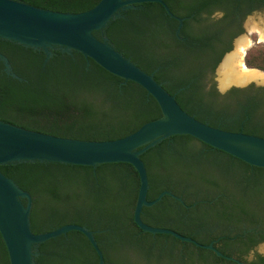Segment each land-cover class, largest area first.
I'll return each mask as SVG.
<instances>
[{
	"label": "trees",
	"instance_id": "obj_1",
	"mask_svg": "<svg viewBox=\"0 0 264 264\" xmlns=\"http://www.w3.org/2000/svg\"><path fill=\"white\" fill-rule=\"evenodd\" d=\"M21 1L46 9L80 12L92 8L100 0ZM165 1L174 13L189 16L191 12L225 9V5L234 0ZM170 17L159 2L140 3L136 8L123 10L120 17L111 19L93 33L101 40L107 37L117 50L148 73H153L157 81L175 94L188 113L192 114V108L202 104L200 100L206 97L201 107H205L213 119L222 115L227 130L264 137V88L260 89L258 97L250 99L242 94L247 90L240 88H233L223 98L215 89L203 92L201 58L212 42L197 46L189 39L186 42L178 39V22ZM181 36H191L189 20L185 21ZM203 37L199 34L197 38ZM51 49L53 54L47 58L42 49L0 37V51L9 58L17 75L8 73L0 59V120L63 137L110 140L124 137L163 115L158 101L140 84L109 72L77 50L66 52L58 45ZM246 64L264 70V46L249 49ZM171 137L182 142L190 154L209 147L206 154L214 169H227L229 162L231 168L244 171L253 166L237 157L232 162L234 156L192 135L176 134L168 138ZM168 138L141 155L148 170L147 198L150 200L163 190L171 189L175 180L187 172V166L181 160L183 153L170 150ZM253 167L264 170V167ZM0 170L32 194L31 228L34 232L50 231L69 223L86 225L94 231L106 264H139L137 259L127 255L129 251L136 257L156 261L168 258L173 263L178 262V252L182 248L186 255L194 251V244L168 234L159 233L160 238L153 240V233L143 231L135 223L140 176L130 163L90 166L16 161L0 164ZM184 198L185 202L191 203L188 196ZM169 199L171 196L165 195L155 205L145 206L143 212L151 211L153 215H142L144 221L166 227L163 218L181 217L186 209L180 202L176 204ZM22 200L27 203L26 198ZM259 207L251 210L239 206L236 210L224 211V215L249 218L251 214L250 219L256 221ZM137 233L138 237L131 238ZM162 237L169 238L166 244ZM37 248L40 253L35 256L34 264H99L95 248L87 236L77 230L44 241ZM114 252L119 254L116 263L112 259ZM0 264H10L1 232Z\"/></svg>",
	"mask_w": 264,
	"mask_h": 264
},
{
	"label": "water",
	"instance_id": "obj_2",
	"mask_svg": "<svg viewBox=\"0 0 264 264\" xmlns=\"http://www.w3.org/2000/svg\"><path fill=\"white\" fill-rule=\"evenodd\" d=\"M145 2L161 3L170 16L180 21V27L183 24L184 18L176 15L165 0H100L92 8L80 12L46 9L21 0H0V37L42 49L47 58L53 54L51 48L55 45L66 52L77 50L109 72L140 84L155 97L163 112L160 118L146 122L136 131L110 140L63 137L0 120V164L37 160L90 166L113 162L130 163L140 176L134 220L143 231L170 234L183 242L211 249L219 256L234 259L224 255L213 243H201L191 236L148 224L142 219L144 207L155 205L165 195L183 202L180 196L170 190H163L155 199L147 198L149 175L141 155L172 135H192L253 166L264 167V137L223 129L198 119L180 105L175 94L157 81L153 73H148L117 50L107 37L101 40L94 35V30L103 28L111 19L120 17L123 10L136 8L137 4ZM0 59L4 62L6 71L17 76L9 58L1 51ZM231 86L232 83L219 88L225 92ZM24 198L27 203L23 202ZM32 207V194L0 170V232L8 250L10 264H34L35 256L40 253L38 244L73 230L87 236L99 256V264H106L104 252L94 231L88 226L69 223L36 233L31 228Z\"/></svg>",
	"mask_w": 264,
	"mask_h": 264
},
{
	"label": "flooded vegetation",
	"instance_id": "obj_3",
	"mask_svg": "<svg viewBox=\"0 0 264 264\" xmlns=\"http://www.w3.org/2000/svg\"><path fill=\"white\" fill-rule=\"evenodd\" d=\"M178 16L184 18L181 27L178 19L170 17L178 22L176 26L178 39L185 42L189 39L190 43L197 46L212 42L201 58L203 61L200 73L205 86L203 92L215 89L220 94V98H223L233 88H240L247 90L242 92L243 96H247L249 99L258 97L261 92L260 89L264 88V84H260L256 80H250L243 84L232 83V86L223 92L216 84V75L218 67L224 59L226 60H224V70L228 68L227 61L230 55L235 53L233 50L237 44H241L240 46L246 44L245 32L248 34L255 32L259 35L260 31L249 29L252 24L251 21L259 25L261 31L264 32V0H234L230 4H226L225 9H215L212 12H191L189 16ZM186 20H189L190 37L181 36ZM179 27L180 31H178ZM199 34H203L204 37L198 39ZM236 55L237 65H231L232 71H230L234 74H238L242 68H239L238 56L240 54L237 53ZM206 99L204 97L203 100H200L202 103L199 104L200 106L195 105L192 108V114L205 122L226 128L227 125L223 122L222 115L213 119L209 115V111L207 112L205 107H201L205 104ZM241 126L243 127V124ZM167 145L170 150L178 154L183 153L181 160L185 162L187 172L182 178L175 180L171 189H166L183 199L181 202L169 195L172 198L169 199L170 202L176 204L180 202L186 209L179 218L174 216L163 218L166 228L185 232L199 242H208H201L204 244L213 243L224 255L234 259L219 256L211 249L196 245H194V251L190 255H186L185 249L182 248L178 252L179 260L176 263L168 258L156 261L153 258L136 257L133 251L126 254L135 260L137 259L139 264H264V170L256 169L253 166L247 171L231 168V162L227 164V169H214L210 167L211 161H208L206 154L210 150L209 147L205 146L201 151L190 154L182 142L172 137L168 138ZM231 159L233 162L235 157ZM184 196H188L191 203L185 202ZM239 206L251 210L260 206L258 217H256L257 222L250 219L251 214L249 218L224 215V211L236 210V207ZM142 215L152 216L153 213L144 211ZM176 223L178 224L177 227L175 226ZM157 234L159 233L152 234L153 240L160 238ZM136 237H138V233L131 238ZM162 238H164L165 244L169 240L168 237ZM118 258L119 254L114 252L112 255L113 262L116 263Z\"/></svg>",
	"mask_w": 264,
	"mask_h": 264
},
{
	"label": "rangeland",
	"instance_id": "obj_4",
	"mask_svg": "<svg viewBox=\"0 0 264 264\" xmlns=\"http://www.w3.org/2000/svg\"><path fill=\"white\" fill-rule=\"evenodd\" d=\"M251 23L252 24H251V26H249V29L250 30H258L260 32H259V35H257L255 32L253 34H248L247 32H245L244 33V37H246V39H247L246 40V44H244V46H240L241 44H237V46L234 48L233 52H237V53L240 54L238 56L239 68H241V67H247L248 68L249 67L246 64V53H247V51L249 49H251L254 46H258V45L264 46V38H262V36H261V32L262 31H261L260 26L256 25V23H254L252 21H251ZM258 41H260V42H258ZM224 60L222 61V63L218 67V73L216 75V80H217L216 84H217L218 87L221 86V75H222V72L224 71V65H225ZM249 69H257V70L263 72V74H264V70H262V69L255 68V67H249ZM258 83L264 84V81L263 82L262 81H258Z\"/></svg>",
	"mask_w": 264,
	"mask_h": 264
},
{
	"label": "bare ground",
	"instance_id": "obj_5",
	"mask_svg": "<svg viewBox=\"0 0 264 264\" xmlns=\"http://www.w3.org/2000/svg\"><path fill=\"white\" fill-rule=\"evenodd\" d=\"M261 36H262V38H264V32H261ZM235 53L230 55V57L227 61L228 62V68L225 69L224 74L221 75V86L225 87L231 83L243 84V83H246L250 80H256V81H262L263 82L264 81V74H263V72H261L257 69H249L247 67H244V68L242 67L239 70L238 74H234V73L230 72V71H232L231 65L232 66L237 65V60H236V57H237L236 54L237 53L236 54Z\"/></svg>",
	"mask_w": 264,
	"mask_h": 264
}]
</instances>
